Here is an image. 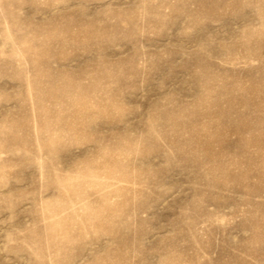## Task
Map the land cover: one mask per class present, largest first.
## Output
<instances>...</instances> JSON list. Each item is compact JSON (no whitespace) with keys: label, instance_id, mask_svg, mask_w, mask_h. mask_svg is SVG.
<instances>
[{"label":"rangeland","instance_id":"1","mask_svg":"<svg viewBox=\"0 0 264 264\" xmlns=\"http://www.w3.org/2000/svg\"><path fill=\"white\" fill-rule=\"evenodd\" d=\"M0 264H264V0H0Z\"/></svg>","mask_w":264,"mask_h":264}]
</instances>
